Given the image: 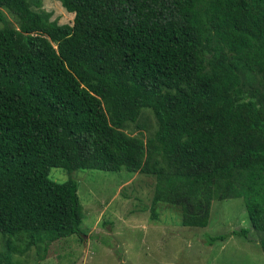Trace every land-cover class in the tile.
Masks as SVG:
<instances>
[{"label":"trees","instance_id":"1","mask_svg":"<svg viewBox=\"0 0 264 264\" xmlns=\"http://www.w3.org/2000/svg\"><path fill=\"white\" fill-rule=\"evenodd\" d=\"M57 1L71 25L0 0V264L80 234L78 183L51 167L151 175L188 227L242 197L264 251V0ZM145 108L146 139L125 131Z\"/></svg>","mask_w":264,"mask_h":264},{"label":"rangeland","instance_id":"2","mask_svg":"<svg viewBox=\"0 0 264 264\" xmlns=\"http://www.w3.org/2000/svg\"><path fill=\"white\" fill-rule=\"evenodd\" d=\"M39 9L60 24H72L73 14L57 0H41ZM4 12L17 26L16 18ZM156 127L152 111L145 108L137 122L126 124L125 131L146 139ZM48 177L54 182L77 181L80 234L51 243L42 260L33 248L14 253L20 264H264L260 236L251 227L242 197L214 199L207 225L188 227L181 224L179 206L152 205L156 180L151 175L124 169L70 173L51 167ZM241 228H249L246 237L231 234ZM223 235V240L211 241Z\"/></svg>","mask_w":264,"mask_h":264}]
</instances>
